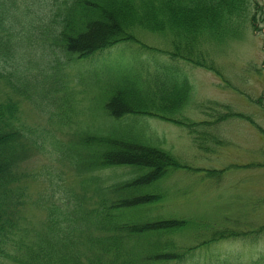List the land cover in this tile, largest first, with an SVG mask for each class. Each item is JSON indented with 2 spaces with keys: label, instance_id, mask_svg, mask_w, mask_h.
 <instances>
[{
  "label": "trees",
  "instance_id": "obj_1",
  "mask_svg": "<svg viewBox=\"0 0 264 264\" xmlns=\"http://www.w3.org/2000/svg\"><path fill=\"white\" fill-rule=\"evenodd\" d=\"M261 22L258 0H0V264H264V255L208 251L254 241L264 225L242 229L224 212L215 222L163 214L167 175L201 169L182 164L148 129L124 123L127 116L173 122L197 149L215 154L220 140L204 127L213 123L180 116L192 100L188 77L164 64L142 75L137 60H95L120 43H141L147 32L170 49L141 43L143 50L213 71L229 85L215 57ZM43 53L51 57L40 63ZM69 64L90 66L69 80ZM82 99L86 110L78 107ZM22 103L46 108L53 129L40 134L25 125ZM96 107L107 125L86 121ZM222 107L225 116L215 123H253L229 106L212 110ZM39 156L48 163L33 167ZM51 164L70 170L69 179ZM37 183L40 192L33 191Z\"/></svg>",
  "mask_w": 264,
  "mask_h": 264
},
{
  "label": "rangeland",
  "instance_id": "obj_2",
  "mask_svg": "<svg viewBox=\"0 0 264 264\" xmlns=\"http://www.w3.org/2000/svg\"><path fill=\"white\" fill-rule=\"evenodd\" d=\"M258 3L260 9L264 10V0H258ZM259 27L261 29L254 30V33L249 32L246 37L229 42L228 47H224L219 56L215 57V64L219 65V70L225 74L229 85L213 71L196 68L192 64L162 53L143 50L141 43L161 50L170 48L160 36L147 32L140 33L141 43H120L95 58L98 63L117 58L127 62L137 60L133 67L141 70L142 75H149L156 65L164 64L167 68L171 65L176 68L174 72L178 75L188 76L192 85L193 100L180 116L190 121L213 123L204 127H208L207 131L210 133L214 132V136L220 141L215 154H206L195 147L186 129L173 122L148 116L124 117V123H136L138 129L145 126L154 134L157 133L163 140L162 147L171 152L182 164L201 169V171L177 169L172 171L171 175H167L163 188L168 191L169 200L163 211L164 215L169 212L215 222L218 213L224 212L223 215L231 216L234 223L239 224L242 229L264 225V168L243 167L253 163H264V136L260 131V128L264 129V22L259 23ZM47 57H51V54H39L38 60L44 63ZM59 59L62 61L64 55H60ZM87 66L69 64L66 71L69 80L70 75L74 74L73 71L84 72ZM71 89L69 85L67 90ZM87 101L82 99L78 107L86 110ZM214 104L229 106L233 112L249 117L253 123L237 117L215 123L220 117L225 116V108L219 109V113L222 114L216 113L212 110ZM98 109L99 107H96L86 121L90 125L102 127L107 125V122ZM22 111L25 125L37 133L53 129L49 124L46 108L37 111L31 105L22 103ZM204 130L201 128V131ZM213 145L212 143L211 146ZM38 159L33 167L48 163L42 156ZM51 166L55 173H66L69 179L70 170L64 167L62 169L57 164ZM209 170L223 172L208 179L205 175ZM42 189L43 184L37 183L33 191L40 192ZM234 241L229 240L211 246L208 249L209 254L223 256L232 254L246 259L264 255V233L251 242ZM205 254L203 252V256Z\"/></svg>",
  "mask_w": 264,
  "mask_h": 264
}]
</instances>
